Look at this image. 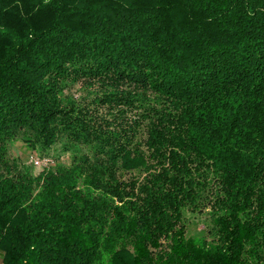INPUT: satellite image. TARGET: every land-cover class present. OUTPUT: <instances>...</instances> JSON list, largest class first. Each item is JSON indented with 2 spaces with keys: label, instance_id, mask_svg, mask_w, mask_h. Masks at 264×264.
I'll return each instance as SVG.
<instances>
[{
  "label": "trees",
  "instance_id": "obj_1",
  "mask_svg": "<svg viewBox=\"0 0 264 264\" xmlns=\"http://www.w3.org/2000/svg\"><path fill=\"white\" fill-rule=\"evenodd\" d=\"M0 261L264 264V0H0Z\"/></svg>",
  "mask_w": 264,
  "mask_h": 264
},
{
  "label": "rangeland",
  "instance_id": "obj_2",
  "mask_svg": "<svg viewBox=\"0 0 264 264\" xmlns=\"http://www.w3.org/2000/svg\"><path fill=\"white\" fill-rule=\"evenodd\" d=\"M14 148V153L21 155L24 159L28 160L30 162L33 161V158L31 156H34L35 154L32 152V155H28L27 153H23V148H20L21 144L16 143ZM36 156V155H35ZM54 159V158H53ZM49 164H53L52 158L46 159ZM61 162L66 163L68 162V157L64 156L60 159ZM46 165V164H45ZM39 166L35 167V170H38ZM192 212V213H190ZM205 211H196L193 213V211H189L186 213V216L184 217V221L186 222L185 230H187V235L189 236H199L203 231H205ZM209 239V238H208Z\"/></svg>",
  "mask_w": 264,
  "mask_h": 264
},
{
  "label": "built area",
  "instance_id": "obj_3",
  "mask_svg": "<svg viewBox=\"0 0 264 264\" xmlns=\"http://www.w3.org/2000/svg\"><path fill=\"white\" fill-rule=\"evenodd\" d=\"M48 162H47V160H37V159H35L34 160V164L35 165H45V164H47Z\"/></svg>",
  "mask_w": 264,
  "mask_h": 264
},
{
  "label": "crops",
  "instance_id": "obj_4",
  "mask_svg": "<svg viewBox=\"0 0 264 264\" xmlns=\"http://www.w3.org/2000/svg\"><path fill=\"white\" fill-rule=\"evenodd\" d=\"M0 264H2L1 261H0Z\"/></svg>",
  "mask_w": 264,
  "mask_h": 264
}]
</instances>
